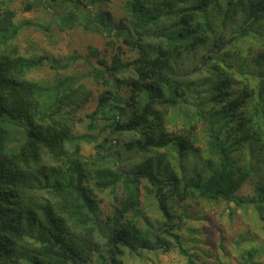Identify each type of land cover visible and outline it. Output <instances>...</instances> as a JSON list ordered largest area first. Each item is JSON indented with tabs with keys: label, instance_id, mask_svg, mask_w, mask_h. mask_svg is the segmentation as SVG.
Masks as SVG:
<instances>
[{
	"label": "trees",
	"instance_id": "obj_1",
	"mask_svg": "<svg viewBox=\"0 0 264 264\" xmlns=\"http://www.w3.org/2000/svg\"><path fill=\"white\" fill-rule=\"evenodd\" d=\"M73 5L55 13L62 29L115 33L135 58L118 48L108 62L91 47L105 89L88 133L75 134L69 116L92 93L75 77L27 79L49 58L9 50L22 26L0 0V264L145 263L173 245L185 264H202L176 233L190 202L264 220V0H125L117 21L88 8L81 20ZM253 174L252 196H240ZM107 192L110 212L98 197Z\"/></svg>",
	"mask_w": 264,
	"mask_h": 264
},
{
	"label": "rangeland",
	"instance_id": "obj_2",
	"mask_svg": "<svg viewBox=\"0 0 264 264\" xmlns=\"http://www.w3.org/2000/svg\"><path fill=\"white\" fill-rule=\"evenodd\" d=\"M3 10L13 12V24L22 26L10 48L17 49L26 57L47 56L49 59L27 75V79L41 85L53 84L59 79L75 77L88 91L91 99L81 103L71 117L73 133H88V116L95 111L98 99L104 91L101 82L96 78V70L101 69L98 59L91 54V47L100 52V58L108 62L117 53L123 51L124 59L135 58L129 53L121 39L115 33L111 35L94 32L78 24L71 29H62L55 13H68L76 10L73 2H81L79 14L82 18L87 8L102 11L113 21L124 17L125 0H97L96 8L90 5L91 0H59L54 9L46 8L42 0H1ZM88 6V7H87ZM71 59L73 61H71ZM67 68H66V67ZM72 108L68 107L67 110ZM97 135L96 133H90ZM201 138H206L199 131ZM198 134V135H199ZM98 136V135H97ZM123 135L121 138H125ZM83 154L89 158L95 154L94 145H83ZM136 156L131 164L140 162ZM129 165V164H128ZM259 182V176L253 174L243 184L240 196L251 197ZM114 194H99L102 206L109 211L116 204ZM144 201L145 212L152 220L160 219L159 213L149 202ZM187 206V205H186ZM189 213L183 217V225L176 233L181 236L184 246L199 255L202 264H240L243 254L251 247L260 250L255 264H264V220L250 208H237L224 202L192 201L188 204ZM182 210V209H181ZM182 214L180 211H176ZM193 229V232L190 229ZM144 262L131 257L129 264H185L179 256L175 245L168 253L156 255L143 254Z\"/></svg>",
	"mask_w": 264,
	"mask_h": 264
}]
</instances>
